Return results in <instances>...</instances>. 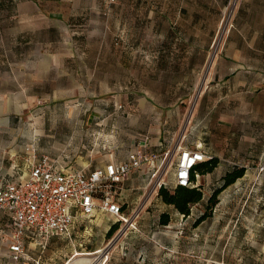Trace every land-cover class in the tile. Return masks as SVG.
Returning <instances> with one entry per match:
<instances>
[{
  "label": "rangeland",
  "instance_id": "374dc122",
  "mask_svg": "<svg viewBox=\"0 0 264 264\" xmlns=\"http://www.w3.org/2000/svg\"><path fill=\"white\" fill-rule=\"evenodd\" d=\"M256 4L0 0V183L24 177L42 155L88 170L125 157L140 138L169 141L160 172L125 192L130 223L97 215L78 222L71 238H51L44 253L28 243L27 257L15 263L3 218L0 264H36L40 255L41 264L86 260L106 246L109 264H264V111L258 115L260 100L236 90L238 76L227 88L213 87L216 70L227 65L219 64L223 55H238L242 29L261 26V13H248ZM176 109L175 132L144 130H159ZM179 144H202L222 167L246 168L212 207L206 204L221 178L197 177L204 200L187 217L159 195L160 180L174 185Z\"/></svg>",
  "mask_w": 264,
  "mask_h": 264
},
{
  "label": "built area",
  "instance_id": "2783aa9c",
  "mask_svg": "<svg viewBox=\"0 0 264 264\" xmlns=\"http://www.w3.org/2000/svg\"><path fill=\"white\" fill-rule=\"evenodd\" d=\"M172 186L196 187L192 171L197 164L211 159L202 145L189 148L179 144ZM154 152L145 139L128 153L127 159L110 162L93 170L61 166L49 155L31 161L27 176L0 183V216L9 221L8 251L19 260L27 255L29 240L46 248L52 236L71 238L78 215L90 219L98 212L115 222L128 223L122 200L123 182L133 173L147 169L160 172L163 156ZM164 180L159 186H168ZM101 250V251H100ZM93 258L78 264H109V246L97 249ZM63 264H77L72 257Z\"/></svg>",
  "mask_w": 264,
  "mask_h": 264
},
{
  "label": "crops",
  "instance_id": "0c3cea01",
  "mask_svg": "<svg viewBox=\"0 0 264 264\" xmlns=\"http://www.w3.org/2000/svg\"><path fill=\"white\" fill-rule=\"evenodd\" d=\"M256 5L258 7H256L255 9L250 7L248 9V13L258 14L260 12L262 15L261 26H259V24H257L254 27L250 26L248 28L242 29L241 35L243 36V39L236 46V49L238 51V55L237 56L236 55H229L228 53H226L225 55H223L224 56L223 59H221L219 61L220 62L219 64H222V63L227 64L231 71L230 72L226 71L227 65H225L222 68H219L218 71L216 70V72L218 74H216L214 77H216V76L218 77L217 78L218 83L215 84V82H214L213 87L221 86L223 88H227L230 86V83H229L230 77L238 76V78L242 79V81L239 83L240 87L236 88V90H238L240 93H242L243 99L260 100V103L256 104V106L254 108L256 109L257 114L262 116L263 111H264V59L261 56V53H264V0H259V4H256ZM214 77H213V80H214ZM224 91H225V89H224ZM208 97H209V93H208ZM226 99H227V94L224 93L221 97H219L218 103L220 102V100L225 101ZM250 107L252 108V104H250ZM179 116H180L179 110H177V109L176 110H168L166 113V120L163 124L162 123L160 124L159 130H157V128H152V127H149V128L145 127L144 130H150V131H162L163 130V131H166L168 133H173L176 131L175 130L176 126L179 124V123H177V120H178L177 117H179ZM262 122H264L263 119H262ZM198 127H199L198 119H195L194 124L191 126V128H192V130H196V129H198ZM143 139H145V138H140V140L138 141V144ZM151 139L152 140H150L147 137L146 140L148 141V148L153 150L154 152L160 153V152L165 151L166 148L169 147V141L164 139V138L162 139L161 137H159L155 141L153 138H151ZM226 139L228 140L229 138H226ZM200 145H202V144H200ZM135 147L136 146H134L133 148H135ZM133 148H131V149H133ZM130 150L127 152L125 157H123V158H118V157L112 158L111 160L107 161L104 165H106L110 162H119V161L126 160ZM205 151L208 154L211 153L214 157H217V158H219V160H221V157L218 154L213 153L212 150H210V148H207V150H205ZM58 164L61 166H70V165H62L59 162H58ZM104 165H101V166H104ZM101 166H96L95 168L101 167ZM222 166H223V163L220 161L218 167L213 172L208 173V175H210V176L213 175V178L215 180H219L220 178H222L226 174V172H228L229 170H232L234 168V166H230V165H228V166L226 165L224 167H222ZM95 168H93V169H95ZM93 169H88V170H93ZM29 170H30V167H29ZM28 173L25 176H27ZM149 176H150V174L148 173L147 169L144 168V169H141V170L133 173L123 182L122 196L121 197H122V200L124 202V209H125V205L129 203V201L127 199L128 195H126L125 192H128L129 190L132 191L136 188H139L142 178L149 177ZM173 176H174V179H176L175 171L173 172ZM215 176H216V178H215ZM11 180H13V179H11ZM101 214L102 213H100V212L97 213V215H101ZM3 218L7 219L4 215L0 216V220ZM85 220H87V219L78 215L77 220H76V224H75V229L77 228L78 222H80V221L83 222ZM53 237H60V236H52L51 238H53ZM51 238H50V240H51ZM50 240H49V243H50ZM28 243L34 244V246L36 248H39L42 250V253L45 252V250L47 249V247L49 245V243H48L46 248H42L36 242L29 240L27 242V245H26V251H27ZM27 255H26V257H27ZM71 257H69V258H71ZM25 258L16 260V259L11 257L10 259L15 263H20ZM41 259H42V256L40 255V256H38L37 259H34V260H35L36 264H41ZM68 259L64 260L63 263L65 261H67ZM74 261L78 264V263L86 262L87 259L86 260H74Z\"/></svg>",
  "mask_w": 264,
  "mask_h": 264
},
{
  "label": "trees",
  "instance_id": "16d2710c",
  "mask_svg": "<svg viewBox=\"0 0 264 264\" xmlns=\"http://www.w3.org/2000/svg\"><path fill=\"white\" fill-rule=\"evenodd\" d=\"M220 160L217 157H212L211 159L200 162L195 166L192 171V182L196 184V178L200 175H206L213 172L219 165ZM246 173L245 167H234L232 170L226 172V174L221 178L222 184L218 187L209 197L206 207H212L217 203L218 195L228 186L235 183L239 178H242ZM174 187V191H170V188ZM159 195L163 201L169 205H173L181 214L185 217L191 214V207L194 204L200 203L204 200V192L201 186L196 187H183V186H162L159 192ZM208 216V213H204L201 217L205 219ZM170 218L168 214H163L161 217V223L163 225H168ZM118 225L113 223L108 231V236L112 235L117 230Z\"/></svg>",
  "mask_w": 264,
  "mask_h": 264
},
{
  "label": "bare ground",
  "instance_id": "6f19581e",
  "mask_svg": "<svg viewBox=\"0 0 264 264\" xmlns=\"http://www.w3.org/2000/svg\"><path fill=\"white\" fill-rule=\"evenodd\" d=\"M168 160V159H167ZM168 163V162H167ZM130 223V222H129Z\"/></svg>",
  "mask_w": 264,
  "mask_h": 264
}]
</instances>
